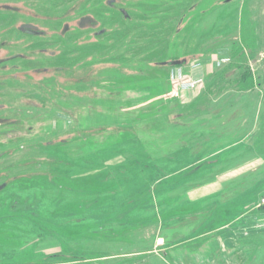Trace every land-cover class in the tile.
Wrapping results in <instances>:
<instances>
[{
  "label": "rangeland",
  "instance_id": "1",
  "mask_svg": "<svg viewBox=\"0 0 264 264\" xmlns=\"http://www.w3.org/2000/svg\"><path fill=\"white\" fill-rule=\"evenodd\" d=\"M77 2L74 5L78 10L72 24L88 10L97 29L105 30V34L96 39L91 35L89 39H83L81 35L86 31L79 26H71V34H76L78 53H88L89 57L78 55L77 64L68 66L72 71L73 67L78 69L89 64L87 71L89 75L92 73L89 98L64 88L60 98L55 85L51 84L50 91L43 85L44 92L38 97L44 100V111L54 108L55 103L62 110L59 115L47 113L30 118L33 120L29 124L36 121L32 127L37 126L38 129L32 132L28 141L33 139L36 143L56 137L69 140L84 134L93 136L89 139L98 144L89 142L91 149L96 148L91 163L97 168L92 173L97 172V177L106 174L107 178L120 180L113 185L119 189L117 201L139 199L134 197L146 191L141 202L144 220L150 219L146 211L149 204L157 215L156 225L119 232L120 236L131 240L127 244H107L106 240L92 241L78 235L77 239L69 240L73 250L76 249L78 254L92 253L94 258L145 251L156 253L161 258L163 228L168 222L181 220L184 178L196 179L209 170L223 167L220 163L229 161L233 148L238 147V150L245 149L251 154L250 172L260 174L259 178L264 181V0H232L229 4L225 3L226 0L221 3L219 0H129L124 5L128 20L103 5L102 0ZM67 3L64 2L63 6ZM218 5L222 9L214 12L213 6ZM220 11H223L221 24L214 17ZM69 22L63 20L61 25ZM68 35H61L63 44L69 40ZM175 60L187 61V65L183 63L185 66L201 65L204 88L197 102L187 109H182L183 105L189 101L192 103L193 99L186 98L189 95L184 93L186 87L174 80L177 75L173 76L172 71L163 69L173 67L159 65ZM84 70L78 69L77 72ZM246 76L251 80L245 81ZM110 80L120 84L109 87L106 82ZM49 81L41 83L48 84ZM76 89L84 91L85 87ZM30 90L36 89L29 87V97H32ZM118 92L121 95L116 97ZM49 97L55 99L47 101ZM110 136H119L117 147L101 143ZM215 159L220 163L214 165ZM84 171L79 169L78 192L72 197L78 204L72 207L79 212L78 225L89 221V214L83 216L80 212L81 205L89 203V185L101 187L97 181L88 180L93 174L88 176L90 172ZM110 187L104 189L111 192ZM261 187L262 204L264 183ZM117 201L105 203L103 209L114 207ZM118 205L116 208H123ZM106 219L105 216L100 217L103 223L96 220L98 228L92 229L97 232L111 228L105 225ZM177 228L167 232L176 233L180 230ZM38 230L14 229V240L9 238L10 232L0 234V238L9 236L10 240L0 241V264L7 261L21 264L22 260L17 255L24 251V254L30 253L31 250H27L37 245L39 241L36 238L40 235L35 233ZM242 233H253L252 237H257L252 242L254 251L247 252L252 254L249 256L252 259L240 262V256L230 255L236 246L227 245L222 254L230 258L222 260L221 264H264V242L261 241L264 223L246 226L240 231ZM46 236L52 237V234L47 233ZM150 236L155 237L157 243L150 244ZM130 237L134 240L142 237V240L135 244ZM165 242L169 243V240ZM242 247L246 248V245ZM62 248L63 252L69 251L67 247ZM176 250L173 249V253ZM208 251L209 248L204 252ZM12 253V260L5 257Z\"/></svg>",
  "mask_w": 264,
  "mask_h": 264
},
{
  "label": "flooded vegetation",
  "instance_id": "2",
  "mask_svg": "<svg viewBox=\"0 0 264 264\" xmlns=\"http://www.w3.org/2000/svg\"><path fill=\"white\" fill-rule=\"evenodd\" d=\"M66 1L67 5L63 6ZM221 1L219 0V3ZM231 1L226 0L225 3H232ZM128 2L129 0H102L101 3L128 20L129 15L124 6ZM75 3H78L77 0H0V234L10 232L11 236L8 237L14 240V229H39L35 233L40 235L36 238V241H39L37 245L27 250H31L30 253L24 254V251L20 256L17 255V258L22 260L21 264H221L222 260L230 258L225 257L227 254H222L227 245L236 246L230 255L240 256V262L250 261L252 258L249 256L252 254L247 252L254 251L252 242L257 237H252L253 233L240 234V231L254 223H264V203H260L264 181L259 178L260 174L254 175L250 172L251 154L245 149L238 150L237 145L236 149L233 148L234 153L230 154L229 161L219 162L223 167L209 170L207 174L196 179L184 178L182 210L179 216L181 220L172 222L173 219H170L172 223L168 222L163 228L165 235L161 242V258L149 251L94 258L92 253L78 254L76 249H72L69 240L77 239L78 235L92 241L106 240L107 244L122 245L127 244L130 239L123 238L119 232L157 223V215L150 204L146 210L150 219L144 220L141 202L144 201L142 197L146 191L134 197L139 199L117 201L119 189L113 185L120 180L107 178L106 174L97 177V172L92 173L93 169L97 168L91 163L96 148L91 149L89 142L98 144L89 139L93 136L84 134L69 140L56 137L36 143L33 139L28 141L32 132L38 129L37 126L32 127L36 121L29 124L33 120L30 118L47 113L54 115L62 110L61 106L55 103L54 108L44 111V100L38 97L44 92L43 85L48 86L49 91L51 84L55 85L59 97L64 88L71 92L83 93L89 98V80L92 75L87 71L89 64L78 68L86 69L81 72L84 76L77 72L76 67H73L72 71L69 70V64H77L78 55L85 54L89 57L88 53H78L74 37L76 34H71V29L79 26L82 31H86L81 35L83 39H89L90 35L96 39L103 36L105 30L97 29L88 10L85 15L80 16L79 21L76 20L72 24L71 20L78 10ZM213 7L214 12L222 9L219 5ZM222 14L223 11L214 14L220 24ZM63 20L70 22L62 26ZM62 34H69L67 37L70 38L66 44L61 41ZM47 36L53 39L49 40ZM163 69L166 72L172 71L173 76L177 75L174 80L186 87L184 93L189 94L186 98L193 99L192 103L189 101L182 109H187L193 102H197L204 88L200 74L201 65L182 64ZM244 79L251 80L247 76ZM45 80L50 81L48 84L41 83ZM119 84V81L114 80L106 82L109 87ZM78 86H84L85 90L77 91ZM29 87L38 91L30 90L32 97H29ZM56 88L54 87L55 92ZM120 95L118 92L115 96ZM190 98L188 100H191ZM54 99L49 97L47 101ZM119 142V136H110L104 138L101 143L117 147ZM215 160L214 165L219 164L218 159ZM238 165L240 166L237 167ZM79 169L80 172L88 170V176H95L94 178L92 175L88 180L97 181L101 186L97 188L95 185H89V203L80 207L83 216L89 214V221L80 225L77 216L79 212L72 208L73 205H78L72 197L78 192ZM218 185L220 189L215 188ZM107 186H111V192L104 189ZM115 201L116 205L121 204L123 208H116L115 205L103 209L105 203ZM102 216L107 218L105 225L111 228L95 232L92 229L98 228L95 221ZM176 228L180 229L176 230V233L167 232ZM47 233L52 234V237H47ZM237 233L239 235L235 237ZM8 237L0 238V241L10 242ZM141 240L142 237H139L133 239V242L138 244ZM148 240L150 244L157 243L153 236L148 237ZM165 240H169V243ZM261 241L264 242V237ZM243 245H246V248H243ZM62 247H67L69 251L63 252ZM207 248L209 251L204 252ZM173 249H177L176 252L173 253ZM12 255L13 253L5 257L12 260ZM37 261L39 262L34 263ZM2 264L13 263L7 261Z\"/></svg>",
  "mask_w": 264,
  "mask_h": 264
},
{
  "label": "water",
  "instance_id": "3",
  "mask_svg": "<svg viewBox=\"0 0 264 264\" xmlns=\"http://www.w3.org/2000/svg\"><path fill=\"white\" fill-rule=\"evenodd\" d=\"M183 63H185V65H187V61L183 62L181 60H177V61H173V62H166V63H161L159 64L160 66L166 67V66H170V67H175V66H180Z\"/></svg>",
  "mask_w": 264,
  "mask_h": 264
},
{
  "label": "built area",
  "instance_id": "4",
  "mask_svg": "<svg viewBox=\"0 0 264 264\" xmlns=\"http://www.w3.org/2000/svg\"><path fill=\"white\" fill-rule=\"evenodd\" d=\"M190 85V84H189Z\"/></svg>",
  "mask_w": 264,
  "mask_h": 264
}]
</instances>
